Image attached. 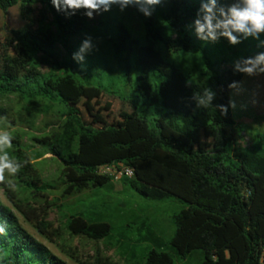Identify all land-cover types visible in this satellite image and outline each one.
Masks as SVG:
<instances>
[{
    "label": "trees",
    "instance_id": "16d2710c",
    "mask_svg": "<svg viewBox=\"0 0 264 264\" xmlns=\"http://www.w3.org/2000/svg\"><path fill=\"white\" fill-rule=\"evenodd\" d=\"M34 3L0 0V10L7 13L19 4ZM41 3L56 28L50 41L42 43L30 37L27 29L16 32L15 37L32 67L47 66L49 71L16 77L0 70V121L18 117L39 150L36 160L16 143L0 150V160L11 165L4 168L0 187L14 208L50 240L62 233L95 243L112 239L113 227L106 213L78 206L70 208L69 215L65 206L49 204L48 198L54 189L61 190V198L70 199L103 188L113 179L100 175V169L123 165L134 170L132 179L121 180L125 186L151 201L174 198L187 207L175 217L176 232L167 243L141 222L142 228H149V241L159 249L148 252L142 261L126 260L125 264H177L195 252L203 255L201 264H264V142L243 147L244 136L232 108L223 115L216 107L229 104V85L240 82V77L226 79L208 60L211 69L202 75L204 82L197 84L191 81L195 70L186 74L170 61L200 57L190 31L201 5L209 0H164L149 6L155 7L151 17L137 10L140 5H130L124 10L130 25L113 19L119 6L113 4L96 27L84 15L86 9L68 16L71 9L62 6L58 12L50 0ZM225 3L216 0L217 18H221L218 9ZM217 31L219 35L223 29ZM89 36L91 47L81 54L83 59L102 60L108 40L110 61L104 62L110 66L118 63L128 82L136 78L134 93L146 111L157 108L152 120L141 115L135 100L102 89L133 104L134 111L124 116L119 127L96 128L84 120L75 104L86 89L94 87L84 85L88 74L82 70L83 61L74 60L73 54ZM58 45L66 52L64 58L56 56ZM208 88L215 95L209 106H200L196 96H203ZM10 100L14 105L6 106ZM206 131L211 133L212 150L197 147L200 134ZM47 156L61 166L57 188L43 182L37 167L36 161ZM34 205L42 209L43 219L31 217L37 213ZM53 206L65 214L64 228L59 231L47 221V211ZM132 229V225L125 227L119 242H127ZM70 257L76 259L74 254ZM0 264L67 263L33 238L12 209L0 201ZM95 264L117 263L97 253Z\"/></svg>",
    "mask_w": 264,
    "mask_h": 264
},
{
    "label": "rangeland",
    "instance_id": "374dc122",
    "mask_svg": "<svg viewBox=\"0 0 264 264\" xmlns=\"http://www.w3.org/2000/svg\"><path fill=\"white\" fill-rule=\"evenodd\" d=\"M236 4L243 6L242 0H226L223 8L226 11L228 7ZM104 14L105 12L89 19L90 25L99 26ZM116 17L130 25L124 11L121 12L118 9V13H115L113 19ZM24 29H27L30 37L42 43H48L51 35L56 32V28L53 26V17L41 3V0H35L34 4H19L7 13L0 10V70L10 71L16 77L47 73L49 67L42 66L35 69L28 58L23 55L15 33ZM190 35L195 40L199 51L197 54L200 57L183 56L180 59H170V61L179 65L186 74L195 70L196 76L191 81L197 84L204 82L205 79L202 75L211 69V66L208 67L207 65L208 60L213 67L223 71L226 79L231 80L240 77L241 81L235 83V88L230 89V97L236 103L232 112L244 136L242 146L250 148L258 140L264 142V73L259 71V68L264 67V64L258 65L257 70L251 75L238 71L236 67L237 64L245 67L244 61L254 60L258 55L264 54V32L255 37L249 35L246 38L243 33L233 32V35H236L241 41L236 45L230 44L227 38L222 35H218L216 41H202L196 35L194 26ZM105 44L108 46H105V52L101 54L102 60L83 59L82 70L88 74V77L83 79V83L87 87L94 88L86 89L82 100L75 104V107L80 110L84 120L96 128L119 127L124 116L134 111V105L113 98L102 91L104 90L121 98L135 100L141 115H146L149 120H152L157 108H150L149 111H146L142 100L134 93L136 78L130 83L123 76L118 63L113 62L110 66L109 63L104 62L110 59V48L108 47L111 46L108 40L105 41ZM65 54L64 48L58 45L56 56L64 58ZM5 105L13 106L14 101H6ZM24 129L19 123L18 117L0 121V150L10 142L16 143L29 153L31 159L36 160L39 150L34 147L31 137L24 132ZM197 147L206 150L213 149V140L209 131L200 134ZM51 159L52 156H47L45 159L36 161L37 167L41 172L43 182L57 188L56 182L60 175L59 167L61 166L58 161L54 162ZM4 175L3 173V177ZM0 201L4 206L12 209L18 222L33 238L67 264H95L97 253H101L117 264H125L126 260L142 261L148 252L159 249L156 244L149 241L148 227L151 228L154 235L167 243L173 239L176 232L175 217L187 208L174 198L165 202L151 201L125 186L121 181H112L103 188L85 191L70 199L61 198V190L54 189L51 191L48 198L49 204L55 202L56 206H65L67 209L65 212L69 215L71 213L69 209L78 206H86L85 209L98 208L99 211L107 214V222L113 227L114 238L95 243L79 238L73 239L66 233L50 240L40 234L14 208L2 187H0ZM35 210L37 213H31V217L37 220L43 219L42 209L36 205ZM47 213V221L52 222L53 230H62L65 224L63 217L65 214L54 206L49 208ZM143 221L148 224V227H141ZM129 225H132L133 229L127 234V242H119L118 239L122 237V231ZM70 254H74L76 259H72ZM202 261V253L195 252L189 259L177 262V264H201Z\"/></svg>",
    "mask_w": 264,
    "mask_h": 264
},
{
    "label": "clouds",
    "instance_id": "9594fccd",
    "mask_svg": "<svg viewBox=\"0 0 264 264\" xmlns=\"http://www.w3.org/2000/svg\"><path fill=\"white\" fill-rule=\"evenodd\" d=\"M50 2L58 12H60L62 6L65 10L71 9V13H66L68 16L75 15L78 9H86L84 15L89 19H93L95 15L109 12L113 4L119 5L118 9L121 12L130 5H140L137 10L145 17H151L155 7L149 6L160 5L164 0H50ZM242 3L243 6L239 4L232 5L226 11L223 7L219 8L218 13L221 18H217L216 0H209V3L202 4L199 13H197L198 18L194 21L196 35L202 41H216L217 30L223 29L222 32H219V35L226 37L230 44L236 45L241 41L236 35H233V32L243 33L245 38L249 35L255 37L264 32V0H242ZM200 13H203L202 18H200ZM90 39V36L85 39L80 51L73 54L74 60L83 61L81 54L91 47ZM244 63L245 67L237 64V70L251 75L257 70L258 65L264 64V54L258 55L254 60L248 59ZM80 64L83 66V63ZM259 71L264 73V67L259 68ZM235 87L236 84L234 83L229 85V88ZM214 95L215 93L211 88H208L204 90L203 96L199 95L196 98L200 106L207 107L211 104ZM216 107L223 115H226L229 107L235 109L236 103L234 100H229L228 105H217ZM5 140H7L6 137ZM4 168H11V165L0 160V182L4 179Z\"/></svg>",
    "mask_w": 264,
    "mask_h": 264
},
{
    "label": "built area",
    "instance_id": "2783aa9c",
    "mask_svg": "<svg viewBox=\"0 0 264 264\" xmlns=\"http://www.w3.org/2000/svg\"><path fill=\"white\" fill-rule=\"evenodd\" d=\"M99 174L112 178L114 182H120L124 178L132 179L134 177V170L123 165L117 167L108 166L101 168Z\"/></svg>",
    "mask_w": 264,
    "mask_h": 264
}]
</instances>
